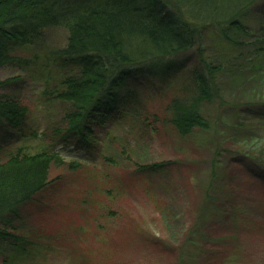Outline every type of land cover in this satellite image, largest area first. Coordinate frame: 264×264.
Wrapping results in <instances>:
<instances>
[{
    "label": "rangeland",
    "instance_id": "1",
    "mask_svg": "<svg viewBox=\"0 0 264 264\" xmlns=\"http://www.w3.org/2000/svg\"><path fill=\"white\" fill-rule=\"evenodd\" d=\"M263 9L258 0L247 10L252 33ZM197 34L193 50L176 56L174 77L129 82L135 105L97 125L89 149L63 138L74 109L56 98L61 90L46 64L67 44L63 29L48 28L16 49L26 63L0 68V82L10 80L0 96L28 111L23 133H0V161L19 145L62 158L45 189L0 222V230L30 242L19 264H264V125L249 111L264 104V78L221 77L225 103L202 106L209 131L181 137L170 123V99L191 97L178 93L194 80L199 51L209 63L227 52L211 28ZM230 120L246 128L234 134ZM9 250L0 241V264Z\"/></svg>",
    "mask_w": 264,
    "mask_h": 264
},
{
    "label": "trees",
    "instance_id": "2",
    "mask_svg": "<svg viewBox=\"0 0 264 264\" xmlns=\"http://www.w3.org/2000/svg\"><path fill=\"white\" fill-rule=\"evenodd\" d=\"M257 1L0 0V68L15 65L19 58L14 51L32 45L44 30L63 29L67 44L51 53L46 64L53 68L55 87L61 90L56 98L68 104L71 111L74 109L63 138L70 136L83 149H89L97 125L102 126L110 117L117 120L123 109L135 105L137 94L130 90L129 83L133 78L161 79L177 73L173 69L176 56L193 50L200 36L197 32L211 28L227 52L209 63L199 51L194 80L185 85L186 92L178 93L191 97L187 101L174 96L168 103L170 123L178 135L187 137L195 129L207 132L211 120L202 113V106L219 103L222 107L221 77L231 80L241 71L248 80L264 78V9L253 33L245 19L247 10ZM9 83L0 82V90ZM261 105L255 109L254 104L249 111L264 125ZM27 115L20 101L0 96L2 137L9 139L23 133ZM236 115L234 111L232 119ZM230 123L234 134L246 128L237 121L235 125L232 120ZM20 146L7 150L4 161H0L2 224H6L5 216H15L20 205L45 189L51 165L62 164L56 152L31 153ZM213 210L205 215L216 218ZM25 238L0 230V241H6L10 249L4 264H19L28 258L25 248L30 242Z\"/></svg>",
    "mask_w": 264,
    "mask_h": 264
}]
</instances>
